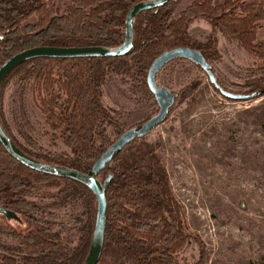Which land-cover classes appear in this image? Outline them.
Instances as JSON below:
<instances>
[{
    "label": "trees",
    "instance_id": "1",
    "mask_svg": "<svg viewBox=\"0 0 264 264\" xmlns=\"http://www.w3.org/2000/svg\"><path fill=\"white\" fill-rule=\"evenodd\" d=\"M53 1L0 0V67L12 56L36 47L118 48L124 40L128 10L148 0H67L61 13L55 12ZM197 19L211 21L228 42L264 64V36L258 41L264 28V0H194L177 15L172 1L134 19L133 46L123 57L39 58L13 69L0 86L2 129L29 158L87 173L127 131L101 102L102 87L110 77H126L131 92L155 102L147 87V73L162 53L176 48L196 50L212 72L215 40L210 37L200 43L187 34ZM13 89L30 94L50 138L62 150L34 153L17 141L3 111L4 98ZM183 93H177L178 97ZM245 94L247 100L263 97L264 77L254 81ZM97 179L102 184L109 179L104 244L97 264H179L178 255L195 238L159 156L144 137L116 152ZM47 199L53 201L46 204ZM77 200L82 203L84 220L79 222L80 233L73 246L53 232L50 224L31 228L26 222ZM0 209L8 213L0 214L5 220L18 224L24 220L28 227L4 233L12 244L0 243V264L84 263L96 216L95 197L85 186L32 171L0 144Z\"/></svg>",
    "mask_w": 264,
    "mask_h": 264
},
{
    "label": "rangeland",
    "instance_id": "2",
    "mask_svg": "<svg viewBox=\"0 0 264 264\" xmlns=\"http://www.w3.org/2000/svg\"><path fill=\"white\" fill-rule=\"evenodd\" d=\"M193 1L173 0L174 14ZM53 3L55 12L61 13L67 0ZM214 26L197 19L187 34L200 43L210 37L215 40L217 57L210 62L214 77L225 91L247 95L252 83L264 77V64L228 42ZM263 36L264 28L258 41ZM156 84L177 95L168 117L144 141L159 156L188 231L195 238L178 255L179 264H264V96L256 100L223 98L204 73L183 59L167 64L156 76ZM179 92L184 93L178 97ZM101 102L125 130L158 113L155 102L130 91L126 77H110L102 87ZM3 111L25 149L34 153L62 150L50 138L28 92L8 91ZM83 211L77 200L26 222L31 228L50 224L53 232L73 246ZM27 229L24 220L18 224L0 216V243L11 242L4 233Z\"/></svg>",
    "mask_w": 264,
    "mask_h": 264
},
{
    "label": "water",
    "instance_id": "3",
    "mask_svg": "<svg viewBox=\"0 0 264 264\" xmlns=\"http://www.w3.org/2000/svg\"><path fill=\"white\" fill-rule=\"evenodd\" d=\"M173 0H148L138 3L131 7L125 17L124 40L118 48L103 47H84V48H51L36 47L25 50L9 58L0 67V86L5 77L17 66L34 59H82V58H118L129 53L133 46V30L132 24L134 19L146 11L159 9L167 5ZM176 59L187 60L199 66L207 75L212 86L218 89L219 93L226 99L230 100H246L248 96L233 94L220 88L216 78L210 71L208 64L204 60L200 52L190 48H176L162 53L151 64L147 73V87L153 95L158 107V113L142 124L138 129L132 128L125 131L115 142L105 151V153L96 161L92 169L87 173L77 171L70 168L53 167L40 163L29 158L21 152L8 138L0 125V144L15 161L24 167L46 175L69 179L75 181L88 188L96 200V216L90 248L83 264H97L102 253L104 244L105 224L107 201L105 197L106 183L102 184L98 181V174L110 163L116 152L123 150L128 144L135 139H140L149 135L158 125L165 121L169 115V111L177 97L165 87H159L156 84V75L170 62ZM0 214L8 216V213L0 209Z\"/></svg>",
    "mask_w": 264,
    "mask_h": 264
}]
</instances>
